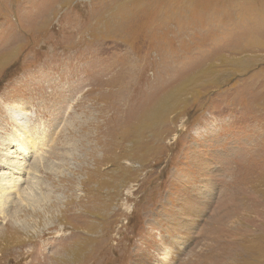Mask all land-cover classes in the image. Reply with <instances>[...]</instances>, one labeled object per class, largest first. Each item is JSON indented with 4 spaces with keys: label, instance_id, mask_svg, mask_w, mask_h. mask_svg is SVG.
Returning <instances> with one entry per match:
<instances>
[{
    "label": "rangeland",
    "instance_id": "rangeland-1",
    "mask_svg": "<svg viewBox=\"0 0 264 264\" xmlns=\"http://www.w3.org/2000/svg\"><path fill=\"white\" fill-rule=\"evenodd\" d=\"M25 119L0 264H264V0H0V174Z\"/></svg>",
    "mask_w": 264,
    "mask_h": 264
},
{
    "label": "bare ground",
    "instance_id": "bare-ground-1",
    "mask_svg": "<svg viewBox=\"0 0 264 264\" xmlns=\"http://www.w3.org/2000/svg\"><path fill=\"white\" fill-rule=\"evenodd\" d=\"M18 103H15L16 106ZM25 109L21 108L19 110L21 113V116H24ZM28 121L25 120H19V125L12 131L11 134L12 138L9 141H6L5 144L9 143L11 144L7 148V152L11 153L12 160H9L7 163V166H11L12 168H9V170L4 174H0V214H4L6 216H9V218H14L15 221L18 220V209L20 206L27 205L28 207L32 208V212L36 211L37 207H40V205L45 204L47 201H50V193H45L40 190L37 191L39 186L32 185V181L28 182L25 185H21V175L20 172H23L24 168H19L20 166H16L17 161L13 160L16 156L20 157L18 160V163H20L22 166L25 164V158L29 156L30 154H38V152L42 151V146L38 147V145L42 142L43 137L45 136L37 133L35 135L32 134V131L28 129ZM27 124V125H26ZM49 139V138H48ZM30 146L34 147L33 151H29ZM72 146V145H71ZM14 148L13 151H11V148ZM6 148V146H5ZM31 150V149H30ZM29 154V155H28ZM42 164V163H41ZM30 165V164H29ZM7 167V169H8ZM29 170L34 171L35 170V163L32 162L31 166H29ZM38 169V168H37ZM36 169V170H37ZM19 171V172H18ZM9 175V176H7ZM5 176H7L5 179ZM17 176V177H15ZM20 194V198H16V195ZM17 199V200H16ZM18 203V207L15 209H12V204ZM26 211H23V214L26 215ZM27 218V217H26ZM19 223V221H18ZM168 253V252H167ZM166 253V254H167ZM164 259H166L164 257ZM140 262V261H139Z\"/></svg>",
    "mask_w": 264,
    "mask_h": 264
}]
</instances>
